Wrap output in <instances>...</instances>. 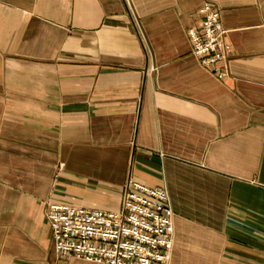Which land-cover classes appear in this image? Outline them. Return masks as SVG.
<instances>
[{"label":"crops","instance_id":"obj_1","mask_svg":"<svg viewBox=\"0 0 264 264\" xmlns=\"http://www.w3.org/2000/svg\"><path fill=\"white\" fill-rule=\"evenodd\" d=\"M130 178L168 193L170 264H264V0H0V264H53L49 205L117 212Z\"/></svg>","mask_w":264,"mask_h":264},{"label":"built area","instance_id":"obj_2","mask_svg":"<svg viewBox=\"0 0 264 264\" xmlns=\"http://www.w3.org/2000/svg\"><path fill=\"white\" fill-rule=\"evenodd\" d=\"M187 32L192 54L219 78L228 75L231 46L219 10L210 4ZM174 213L168 193L130 178L121 208L105 212L50 204L46 218L53 234L54 263L70 258L95 264H170Z\"/></svg>","mask_w":264,"mask_h":264},{"label":"rangeland","instance_id":"obj_3","mask_svg":"<svg viewBox=\"0 0 264 264\" xmlns=\"http://www.w3.org/2000/svg\"><path fill=\"white\" fill-rule=\"evenodd\" d=\"M54 260H55V258H54Z\"/></svg>","mask_w":264,"mask_h":264}]
</instances>
